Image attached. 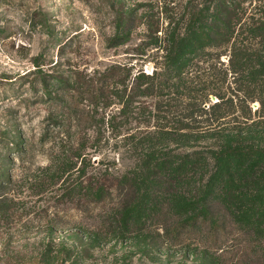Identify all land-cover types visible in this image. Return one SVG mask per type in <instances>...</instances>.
I'll list each match as a JSON object with an SVG mask.
<instances>
[{"label": "rangeland", "instance_id": "rangeland-1", "mask_svg": "<svg viewBox=\"0 0 264 264\" xmlns=\"http://www.w3.org/2000/svg\"><path fill=\"white\" fill-rule=\"evenodd\" d=\"M241 1L230 43L219 38L217 47L193 59L194 80L215 81L235 47L249 70L257 67L252 54H264V0ZM216 5L0 0V264H264V256L235 245L233 235L207 251L194 237L183 245L163 241L153 224L110 233L102 220L108 206L88 195L91 178L111 188L113 180L105 177L138 170L130 136L157 132L162 114L155 111L157 96L143 92L146 85L131 91L134 79L141 71L165 72L166 44L193 41L197 26L206 33ZM218 53L224 65L215 71L209 64ZM242 84L241 76L229 73L215 90L233 101L230 112L223 110V132L251 134L264 144V93L257 88L254 99L247 98ZM218 101L210 95L206 109ZM162 138L152 151L179 154L217 142L204 134Z\"/></svg>", "mask_w": 264, "mask_h": 264}, {"label": "trees", "instance_id": "trees-1", "mask_svg": "<svg viewBox=\"0 0 264 264\" xmlns=\"http://www.w3.org/2000/svg\"><path fill=\"white\" fill-rule=\"evenodd\" d=\"M214 1L217 5L206 33L196 32L201 29L197 26L191 29L199 36L193 41H169L162 63L166 71H155L152 75L141 71L134 79L131 91H140L146 85L143 92L157 96L155 111L162 114V124L154 125L157 132L137 131L130 136L138 170L119 177H105L113 180L111 188L105 186L107 181L91 178L88 195L96 204L108 206L102 220L110 233H130L138 225L147 228L153 224L158 232L155 235L163 241L183 245L194 237L207 251L219 249L233 235L232 240H237L235 245L261 259L264 256V144L254 140L251 134L242 138L239 133L223 132L225 121L222 120L233 108V101L225 100L215 90L231 73L241 76L247 98L254 99L257 88L264 93V54H252L257 67L249 70L247 59L244 63L240 58L243 51L235 47L225 72L216 76L215 81L205 83L199 77L194 80L196 77L190 70L193 59L207 55V48L217 47L219 38L220 41L226 38L225 43L229 44L239 23L241 0ZM235 52L240 59L234 64ZM221 56L216 54L210 68L216 71L219 63L224 65ZM107 79L111 76L107 75ZM213 94L221 101L206 109ZM258 95L260 99L261 94ZM259 101L263 105V100ZM224 108H228L225 113ZM204 115H210V119L207 117L203 126L205 120L197 121V117ZM202 134L216 136L215 145L179 154L152 151L157 145L155 141L163 136L182 138ZM135 136L141 138L135 142ZM146 148L149 149L144 152Z\"/></svg>", "mask_w": 264, "mask_h": 264}]
</instances>
